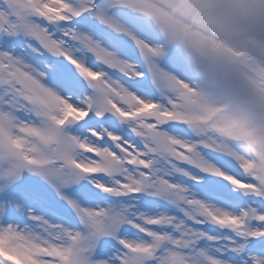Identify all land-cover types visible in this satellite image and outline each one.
Wrapping results in <instances>:
<instances>
[{
  "label": "snow or ice",
  "instance_id": "snow-or-ice-1",
  "mask_svg": "<svg viewBox=\"0 0 264 264\" xmlns=\"http://www.w3.org/2000/svg\"><path fill=\"white\" fill-rule=\"evenodd\" d=\"M0 264H264V0H0Z\"/></svg>",
  "mask_w": 264,
  "mask_h": 264
}]
</instances>
